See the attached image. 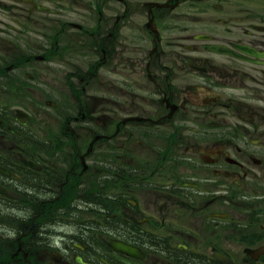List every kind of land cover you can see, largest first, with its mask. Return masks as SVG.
<instances>
[{
	"label": "flooded vegetation",
	"instance_id": "af4514ba",
	"mask_svg": "<svg viewBox=\"0 0 264 264\" xmlns=\"http://www.w3.org/2000/svg\"><path fill=\"white\" fill-rule=\"evenodd\" d=\"M0 264H264V0H0Z\"/></svg>",
	"mask_w": 264,
	"mask_h": 264
},
{
	"label": "water",
	"instance_id": "95a60500",
	"mask_svg": "<svg viewBox=\"0 0 264 264\" xmlns=\"http://www.w3.org/2000/svg\"><path fill=\"white\" fill-rule=\"evenodd\" d=\"M118 247H120V248H125V246L124 245H122V244H119V245H117ZM80 260V259H79Z\"/></svg>",
	"mask_w": 264,
	"mask_h": 264
}]
</instances>
